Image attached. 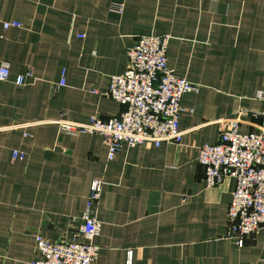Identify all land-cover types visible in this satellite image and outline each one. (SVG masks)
Here are the masks:
<instances>
[{"label":"crops","instance_id":"crops-1","mask_svg":"<svg viewBox=\"0 0 264 264\" xmlns=\"http://www.w3.org/2000/svg\"><path fill=\"white\" fill-rule=\"evenodd\" d=\"M12 20L20 26L2 27ZM140 35H167L168 65L199 90L181 98L191 109L180 115L181 143L124 146L108 160L100 135L64 133L57 120L119 114L109 76L126 69ZM1 62L0 264L38 257L36 234L77 231L94 177V264H127L129 250L131 264H264V226L242 246L226 237L234 178L207 186L196 150L237 111L242 132L260 121L264 0H0Z\"/></svg>","mask_w":264,"mask_h":264},{"label":"built area","instance_id":"built-area-1","mask_svg":"<svg viewBox=\"0 0 264 264\" xmlns=\"http://www.w3.org/2000/svg\"><path fill=\"white\" fill-rule=\"evenodd\" d=\"M119 11V10H118ZM18 21H2L3 28L19 27ZM167 35H140L127 50L126 69L109 76L105 95L118 101L122 109L118 115L100 119L93 115L86 123H72L58 119L59 129L67 134H98L107 147L106 158L112 160L124 146L144 142L155 146L161 143H181L183 131L180 115L191 111L181 104L183 94L197 92L199 85L175 74L167 63ZM31 72L17 75L14 82L21 85ZM9 76L8 64H0V81ZM64 84L63 77L59 85ZM256 97L262 99L261 91ZM242 111L220 119L222 129L214 143L196 147L197 161L204 169L207 186L217 184L223 176L234 178V188L227 207L225 235L238 246L246 237L264 226V108L257 114L260 121L252 131L239 129ZM13 158L23 159V153L13 151ZM102 179L94 177L89 185L81 224L69 238L50 239L35 235L38 257L28 264H94L98 246L93 243L100 222L91 208L98 200ZM78 235L83 240H78ZM132 252H127L131 264Z\"/></svg>","mask_w":264,"mask_h":264}]
</instances>
